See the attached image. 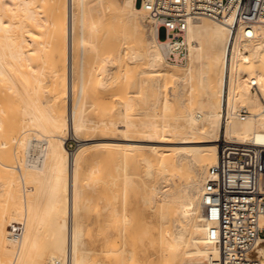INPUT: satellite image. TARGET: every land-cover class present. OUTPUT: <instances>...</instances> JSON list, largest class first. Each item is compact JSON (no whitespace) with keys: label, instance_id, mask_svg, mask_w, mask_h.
I'll return each instance as SVG.
<instances>
[{"label":"bare ground","instance_id":"6f19581e","mask_svg":"<svg viewBox=\"0 0 264 264\" xmlns=\"http://www.w3.org/2000/svg\"><path fill=\"white\" fill-rule=\"evenodd\" d=\"M147 21L137 0H0V264H102L85 232L87 212L109 207L85 197L103 192L95 189L99 168L85 160L97 149L153 154V171L142 159L146 177L153 172L144 197L153 201L150 264H219L220 228L202 210L205 178L222 139L264 141V24L241 40L219 22L191 20L186 64L175 66ZM114 104V114L98 111ZM121 182L128 187L131 175ZM108 209L114 221L106 226L126 234V210ZM141 226L138 235L148 234ZM125 234L102 252L119 264L134 259ZM252 253L264 259V238Z\"/></svg>","mask_w":264,"mask_h":264},{"label":"built area","instance_id":"2783aa9c","mask_svg":"<svg viewBox=\"0 0 264 264\" xmlns=\"http://www.w3.org/2000/svg\"><path fill=\"white\" fill-rule=\"evenodd\" d=\"M137 1L147 22L165 37V62L175 66L186 64L191 20H214L241 40L253 38L256 26L264 24V0ZM239 114L247 112L242 108ZM202 210L220 228L219 264H264L252 253L264 238V141L254 136L243 143L222 139L216 163L207 169Z\"/></svg>","mask_w":264,"mask_h":264},{"label":"rangeland","instance_id":"374dc122","mask_svg":"<svg viewBox=\"0 0 264 264\" xmlns=\"http://www.w3.org/2000/svg\"><path fill=\"white\" fill-rule=\"evenodd\" d=\"M115 29H116V27H115ZM112 39V38H111ZM113 39L115 40V42L120 46V44H121V41H120V38H118V36L116 37H113ZM110 41V39H108V38H106L105 40H104V46L108 43ZM122 47V46H121ZM106 50H104V52H105ZM94 74V73H93ZM177 89V87L175 86V85H173L172 87H170V88H165L164 90H163V92L165 93V94H167V95H171V93L172 92H174L175 90ZM118 90L119 89H115L114 91L116 92L117 91V93H118ZM121 90V89H120ZM119 90V91H120ZM133 89L132 88H129L128 89V91H132ZM115 92H113L114 94H115ZM116 93V94H117ZM120 93V92H119ZM206 95H210L209 93H207ZM116 104H114L112 107H114L113 108V110H112V107L110 106V110H108V108L105 110V108L103 109V110H105L106 112H104L103 110H98L99 112L101 111V112H103L104 114L105 113H107V115H108V112L107 111H111V113H112V111H113V114L115 113L114 112V109L116 110L118 107H116L115 106ZM245 110L247 111V114H249V111H248V109H246L245 108ZM110 113V114H111ZM246 114V115H247ZM142 116V115H141ZM114 118H118L116 115H114ZM135 118H137V117H135ZM139 118H143V117H139ZM260 121H261V118H259V120H257V122L258 123H260ZM114 135V137H117L116 136V134H113ZM97 137V136H96ZM120 136H118V138H119ZM134 138H138L137 136H135ZM76 143V144H75ZM14 144L15 143H13V147H14ZM16 145V144H15ZM77 145H78V142H77V140H74V139H67V147H68V149L69 150H74V148L75 147H77ZM16 147V146H15ZM14 147V148H15ZM95 150H93V151H90V153H88V155L89 156H87L86 157V159L85 160H90V158H92V160L94 159V157H98V158H95L93 161H94V163H91L92 162V160H91V162H89L88 161V163H90V166L88 165V164H86L87 166H89L90 168L92 167V168H94V166H96V167H98L99 168V171L98 172H96L95 173V175H97L96 176V180H97V182H96V184L98 185V187H97V185H96V188L95 189H101V191H103L102 193H100V190H95L93 193L95 194V196H97V197H95L94 195H93V193L91 194L89 191L87 192L86 191V194H85V197H87V199H88V194H89V197H91V198H89V200L91 199L92 201L91 202H100V204H101V206H103L104 207V205L106 206L108 203V205H109V207H106L105 209L106 210H104L105 212H103V209H102V211L100 212V215L101 216H96L98 213H88L87 212V214L88 215H86V216H89V219H88V217H86L87 219L85 220V222H87L88 221V226H87V223H86V227H88V228H86L85 229V232H86V234L88 233V231L90 232L89 233V240H87L88 239V236H85V241H89V242H86V244H87V247L88 248H92V250H93V253H94V256H95V254L96 255H98V256H96V257H93L94 259H96L97 261H99V262H101L102 264L104 263V264H119V261H115L114 260V255H113V257L111 256V255H109V256H104V253H102V252H104V248H106L107 247V244H108V242L110 241V244H111V240H115V238H117L116 236L118 235V237L120 236V234H125V230L123 231V230H121V231H116V232H112V231H110V228L109 227H107L106 225L107 224H109L110 222H112V221H114V215L113 214H111V216H110V213H109V211L107 212V209L109 208L110 210H111V213L113 212V211H118V212H121V209H124V210H126L125 212H126V216H130L129 218H130V221H131V224L129 225V226H127L128 228V231L130 232V234H129V232L128 231H126V234H125V237H126V241L127 242H129L128 244H127V242L125 243V249L127 248V250H129V251H131V254H132V258H133V256H134V259H132L131 261H127L126 260V263L127 264H132V263H140V264H145V262L147 261V263L146 264H150V258L149 257H151L152 258V260H153V245H152V247H150V245L151 244H153L152 242H151V240L153 241V201L151 202V203H147V202H145V199H144V197H145V195H146V197L148 198L149 197V195L151 194V189H152V185H153V172H152V177H150V178H147L146 177V171L147 170H145V168H146V164L144 163V161L142 160V159H147V160H150V162H151V160H152V162H153V154L151 155L150 154V152H148L147 150H141V151H139V152H137V151H135L134 153H125V152H115V151H112V150H102V152H101V154H100V152H98V149H97V151L96 152H94ZM105 151V152H104ZM106 151L108 152H110V154H109V152H108V156L106 155L107 153H106ZM94 152V153H93ZM140 152H142V153H140ZM96 153V154H95ZM103 153H105V155L107 156V158H108V161H107V158L105 157V155L103 154ZM112 153V154H111ZM125 154V155H123V154ZM120 154V155H119ZM121 154H122V156H121ZM133 154V155H132ZM148 154V155H147ZM17 155H18V153H17ZM19 155L21 156L22 154H20L19 153ZM102 155V156H101ZM143 155V156H142ZM144 155H145V157H144ZM24 157H25V155H23ZM23 157V158H24ZM90 157V158H89ZM123 157V158H122ZM136 157V158H135ZM143 157V158H142ZM100 158V159H99ZM103 158H104V160H103ZM151 158V159H150ZM84 160V163L82 164V172H85L86 170H87V173H89V167H88V169H87V166L85 165V163H86V161ZM95 160H98V162L97 161H95ZM140 160V161H139ZM99 161H101L100 163H104L103 165H101V164H99ZM120 161V163L119 164H117L118 162ZM124 162V163H123ZM151 162V167H152V171H153V163ZM99 164V165H98ZM86 166V168H85V166ZM92 165V166H91ZM101 165V166H100ZM108 165H110V169H109V166ZM142 165V166H141ZM116 166H117V168H116ZM118 166H120V167H118ZM137 167V168H136ZM116 168V170H114ZM120 170H119V169ZM103 169V171H101ZM83 170H85V171H83ZM89 170V171H88ZM112 170V171H111ZM118 170H119V172H118ZM101 172V173H100ZM86 172H85V174H87ZM82 174H84V173H82ZM99 174V175H98ZM101 174V175H100ZM118 174V175H117ZM123 174H125V175H131V178H132V182H131V184L130 185H128V187L126 186V187H123L122 186V178H123ZM116 175V176H115ZM98 176H99V178H98ZM119 176V177H118ZM122 176V177H121ZM111 177H112V179H111ZM116 177V178H115ZM106 178H109V179H106ZM98 179H101V180H103V181H101V180H98ZM115 179V180H114ZM117 179V180H116ZM112 180V181H111ZM104 181H105V184H104ZM115 181V182H114ZM142 181V182H141ZM102 182L104 185H105V187H104V185L101 183ZM109 182V183H108ZM113 182H114V184H113ZM108 183V184H107ZM112 183V184H111ZM152 183V184H151ZM144 184V185H143ZM103 185V186H102ZM108 185V186H107ZM112 185V186H111ZM116 186V187H115ZM143 186V187H142ZM150 186H152V187H150ZM108 187V188H107ZM125 188L124 190H125V194H124V197L123 198H125L124 199V203H122V201H123V199L122 198H120L122 195V189L123 188ZM149 187H150V189H149ZM109 190V191H108ZM144 191V192H143ZM104 192L106 193V194H104ZM111 192V193H110ZM113 193H116L117 195H115V194H113ZM101 194V195H100ZM104 194V195H103ZM112 194V195H111ZM91 195V196H90ZM103 195V196H102ZM121 195V196H120ZM112 196L116 199H113L112 198ZM104 197V198H103ZM98 198H99V200H98ZM101 199H104V201L102 200L101 201ZM122 199V200H121ZM144 199V200H143ZM108 201V203H107V201ZM115 201V202H114ZM121 201V202H120ZM144 201V203L142 204V202ZM107 203V204H106ZM119 203L120 204H122L121 205V207H120V205H119ZM116 204V205H115ZM125 204V205H124ZM115 208V209H114ZM145 208V209H144ZM151 208H152V210H151ZM108 209V210H109ZM128 212V213H127ZM106 213H108L109 214V216H110V218H109V216L106 214ZM86 214V213H85ZM96 214V215H95ZM98 217V218H97ZM93 218H96V220H98V223H100V224H102L105 220V222H104V224L107 222V224H102V225H104V227L102 226V225H99V224H97V223H95V221H94V219ZM144 220V221H143ZM92 221V222H91ZM91 222V223H90ZM97 222V221H96ZM140 222V223H139ZM141 222H143V223H141ZM92 224V225H91ZM144 225V226H146L145 228H147V229H145V228H143V226H141V225ZM90 225V226H89ZM102 227L103 229L101 230V228L99 227ZM98 226V227H97ZM140 226H141V230H142V228L144 229V232H145V230H147L148 232V234H146L147 236H148V238L146 237L145 238V236L146 235H144V236H142V233H140L141 234V236H142V239H141V242H137V238H141V236L140 235H138V233H139V229H140ZM97 228V229H96ZM100 228V229H99ZM109 228V231L111 232H109V231H107V229ZM99 229V230H98ZM104 229H106V232L108 233H104L105 231H104ZM126 229V230H127ZM87 230V231H86ZM100 231H102V233H104V235L102 234V233H100ZM143 231V230H142ZM121 232V233H120ZM85 234V235H86ZM97 234V238L95 237V235ZM111 234V235H110ZM131 234H132V237H134L133 239H134V241L133 240H130V238L132 239V237H130L131 236ZM137 234V235H136ZM99 235V236H98ZM110 235V236H109ZM90 236H91V238H90ZM138 236H140V237H138ZM93 237V238H92ZM115 237V238H114ZM129 237V238H128ZM106 238V239H105ZM108 239H109V241H108ZM146 239H149L148 241L146 240ZM98 240V241H97ZM143 240V241H142ZM99 241H101V242H99ZM150 241V242H149ZM95 242V243H94ZM131 243V244H130ZM143 245V247L141 248L140 247V245L141 244ZM149 243H151L150 245H149ZM103 244H104V247H103ZM112 245V244H111ZM146 245H148V246H146ZM109 246V245H108ZM131 246H132V248H131ZM96 247V248H95ZM110 247V246H109ZM101 248H103V250H100ZM108 248V247H107ZM106 248V249H107ZM145 248V249H144ZM105 249V250H106ZM98 250V251H97ZM143 250L145 251L144 253H143ZM94 251H97V252H94ZM99 251H101V253L99 252ZM92 253V254H93ZM92 256V255H91ZM108 257V258H107ZM136 258H137V260H136ZM147 258H148V260H147ZM151 260V261H152ZM111 261V262H110ZM113 261V262H112ZM135 261V262H134ZM110 262V263H109ZM153 262V261H152ZM138 263V264H139Z\"/></svg>","mask_w":264,"mask_h":264}]
</instances>
